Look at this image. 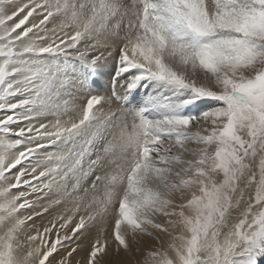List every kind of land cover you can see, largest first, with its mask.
I'll use <instances>...</instances> for the list:
<instances>
[{"label":"snow or ice","instance_id":"snow-or-ice-1","mask_svg":"<svg viewBox=\"0 0 264 264\" xmlns=\"http://www.w3.org/2000/svg\"><path fill=\"white\" fill-rule=\"evenodd\" d=\"M0 264H264V0H0Z\"/></svg>","mask_w":264,"mask_h":264},{"label":"rangeland","instance_id":"rangeland-1","mask_svg":"<svg viewBox=\"0 0 264 264\" xmlns=\"http://www.w3.org/2000/svg\"><path fill=\"white\" fill-rule=\"evenodd\" d=\"M101 91H103V89H101ZM55 213L53 212V213H50L48 216H44V217H40V218H37L36 220H35V224L36 225H38V226H40V225H45V224H47L48 223V220L50 219V217H51V215H54ZM87 243V240L85 241V244ZM84 253L82 252V253H80L79 255H83Z\"/></svg>","mask_w":264,"mask_h":264}]
</instances>
